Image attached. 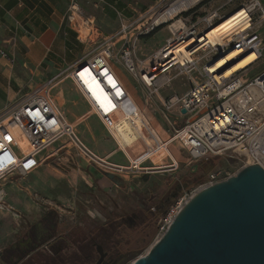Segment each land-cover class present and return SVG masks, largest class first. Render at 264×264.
Returning <instances> with one entry per match:
<instances>
[{"label":"built area","instance_id":"built-area-1","mask_svg":"<svg viewBox=\"0 0 264 264\" xmlns=\"http://www.w3.org/2000/svg\"><path fill=\"white\" fill-rule=\"evenodd\" d=\"M173 1L176 0H158L156 5L161 6L159 8L161 11ZM203 1H194L184 11H189ZM227 2L232 3L234 0ZM239 2L241 5L234 11L240 9L245 11L246 19L250 22L249 28L243 31L241 37L235 34L230 43L217 49L216 56L205 62L203 67L198 65L196 52L193 53L192 59L181 61L174 51L175 41L185 40L186 30L179 33L170 30L171 37L167 38L160 48L145 61L139 59L138 41L155 31L160 23L158 24L153 16L149 18L147 24H141L138 19L122 18V25L118 31V35L123 39L119 50L120 56L114 53V43L105 41L98 49L90 52L85 60L73 63L53 79L35 84L19 101L0 115V180L14 172L27 176L41 164L38 158L47 146L63 139L76 148L77 156L116 176L176 172L181 159L172 153L169 147L174 142L187 150L191 159L195 161L207 160L211 156L223 155L229 151H239L243 155L242 167L258 163L264 168V70L251 78L246 77L247 69L263 57L264 36L260 33V28L264 25V5L260 0ZM224 6L225 3L221 4V7ZM71 9L68 21L75 29L78 39L93 42L91 36L95 34V19L79 8L77 2L71 4ZM212 16L213 20L225 18L220 8ZM141 18L142 16L139 19ZM190 32L194 37H199L196 28ZM229 49L240 50L235 59L252 51L257 52L258 57L249 67L224 76L219 72L220 69L213 71L210 64L220 52L225 54ZM115 57L121 60L134 79L144 84L147 89L145 101L151 105L158 97L160 89L172 82L174 72H184L192 78V71L199 69L201 74L199 79L192 78L193 84L187 92L181 95L176 93L160 100L161 111L173 126L172 136L167 140H161L148 120L146 127L152 134L154 142L145 144L146 148L138 153H131L133 146L128 151L124 149L113 133L114 127L122 120L134 121V117L139 115L147 120L145 112L133 96L136 91L131 89L130 82L122 78L112 63ZM86 67L90 68L93 77L102 87V95L98 96L100 101L93 97L84 82L87 76L82 73ZM65 73L82 97L89 102L91 113L100 118L113 139L121 146L128 157L129 165L114 163L107 156L102 157L96 153L82 140L76 124L71 123L60 109L51 91ZM182 109L187 112L184 113ZM180 122L183 124L180 125ZM224 179L226 177L222 171L213 170L202 187ZM188 199L180 198L160 220L159 230L162 233H165Z\"/></svg>","mask_w":264,"mask_h":264},{"label":"rangeland","instance_id":"rangeland-1","mask_svg":"<svg viewBox=\"0 0 264 264\" xmlns=\"http://www.w3.org/2000/svg\"><path fill=\"white\" fill-rule=\"evenodd\" d=\"M227 1L228 0H204L202 4L189 9V11H183V13L178 14L172 20L170 19V22L160 24L151 34L140 38L138 41L137 57L145 61L156 49L163 45L166 38L171 37L170 25L173 23L172 27L176 28L184 27L185 23L187 31L196 28L197 35L201 36L209 28L207 20H205L209 15L215 14L220 8L222 16L227 17L241 5V2H239L240 0H234L232 3H228ZM260 1L264 5V0ZM73 2H77L79 8L85 10L87 14L92 15L95 19V34L91 36L93 42L89 40L80 42L81 46L87 48L86 53L88 52L90 54V52L98 49L105 41H109L114 43V53L118 56L121 55L119 50L123 42V39L118 35L121 26V18L129 20L138 19L141 24H147L149 18L152 16L154 19L156 18L157 14H159V8L161 7L156 5L158 2L154 3L149 0H69V2H63V5H65L64 22L68 24L70 28H72V26L68 21V17L71 13V4ZM224 3L226 6L221 7V4ZM141 16L142 18L139 19ZM220 19L221 18H215L214 23H219ZM72 30L75 31L73 28ZM260 33L264 36V25L260 28ZM75 35H77V33ZM210 48H205V51H201L200 49V52L195 54V58L198 59L199 67H203L205 62L216 56V50ZM112 63L115 68L118 69L122 78L130 82L131 89L136 91L133 96L139 102L141 109L147 116V120H149L151 125L155 128L161 140L169 139L174 130L169 120L166 119L164 112L161 111L162 105L160 100L167 99L176 93L181 95L187 92L193 84L192 78H200L201 74L199 69L192 71V78L184 72H174L172 75V82L160 89L158 97L155 98L151 105L145 101L147 89L144 84L140 80L134 79L118 58H113ZM248 69L246 75L248 78L264 70V50L262 59L251 65ZM59 79L57 85L65 87L67 90L65 96H70L71 99L74 98L78 101L72 109H80L85 112L88 109V103L80 97L81 95L79 96L74 84L70 83L69 79L66 77V73ZM89 89L93 97L99 99L96 91L90 86ZM65 112V114H67L66 110ZM67 116H69V114H67ZM170 119L173 120L171 117ZM69 120L71 121V119ZM135 120L140 121L144 127L147 126V121L140 115L134 117V121ZM123 124L131 133L133 131L132 129L137 127H134V122L129 120H123ZM182 124L183 123L180 122V125ZM80 125L81 124H79L77 128L79 129L82 140L95 150V147H93L89 139H87L86 134L83 135ZM146 129L148 130L147 127ZM148 134L149 142L151 143L153 136L149 130ZM63 141L64 140L58 141L56 144L60 146V143ZM65 144L68 143L66 142ZM118 146L119 145H117V147ZM111 147H116V145L112 143ZM169 147L172 153H178V148L180 151L178 157L181 159V163L176 172H150L149 174L141 175H119V184H116L110 179L108 173L97 168L92 163L85 161L76 154L74 159H71V157L67 155L68 161H66L65 164L64 160L61 159L63 150H71L72 155H74V152L76 153V148L70 145L69 147H65V149H61L58 153V155L61 156L56 161V166L58 169L62 170L67 177L69 171H72L74 175L70 178V191H66L67 199L65 203L56 202L55 204H45L44 212H47L49 209L51 213L46 214L45 212L44 214L46 215L42 214L34 218H40L44 215L45 217L51 216L52 219H54L57 226L53 233L55 234L53 237L56 239L53 245H55L56 248L63 246V244L64 246L68 245L63 254L71 255L77 253L79 257H87L88 255L91 256V258L95 255L93 242L96 238L99 239V229L106 224L107 219L114 220L120 219V217L136 219L135 223L132 225H123L121 237H119L121 239V244L118 250L122 255L118 264H132L137 257L145 255L151 248V245L164 234L159 230L160 220L162 218L156 220V216L159 214V209H161L159 206H161L165 197L168 196L171 191H174L177 185L182 184L183 187L177 196L170 200V203L174 206L179 202L180 198L186 197L188 199L195 190H199L202 187V184L206 181L203 183L197 182L200 176H202V178H204L205 175L206 177L208 176L207 171L203 169L206 167L201 166L198 169L197 163L199 161L192 160L187 150L183 149L179 143L174 142L170 144ZM53 148L55 149V145L45 149L44 152ZM145 148V144L136 145L133 146L130 151L133 154L143 151ZM242 156L243 155L239 151H229L226 154L215 156L216 159L213 169L222 171L226 178L233 176L237 174L242 167ZM45 162H48V160ZM123 165H129V163ZM27 224L28 222H25V224L20 227L12 241L26 236L30 228ZM51 242H46V245L49 246ZM45 249H48V247ZM43 250L39 251L41 252L40 255L37 253L33 254L29 260L43 264L47 259H51L52 254L47 250ZM8 252L9 251L0 254V264H8ZM88 259H90V257H88Z\"/></svg>","mask_w":264,"mask_h":264},{"label":"crops","instance_id":"crops-1","mask_svg":"<svg viewBox=\"0 0 264 264\" xmlns=\"http://www.w3.org/2000/svg\"><path fill=\"white\" fill-rule=\"evenodd\" d=\"M63 2L69 0H0V115L19 101L35 84L53 79L73 63L88 58L87 48L81 46V40L75 35V31L64 22ZM122 21L121 18L120 23ZM69 81L72 83L70 79ZM54 88L51 94L60 109L64 114L65 110L67 111V119H71L69 121L75 123L76 128L81 124L83 135L86 134L89 142L95 147L94 151L100 156H107L117 164H127L129 160L121 146L128 151L132 146L150 143L148 130L140 121H133L134 127L138 128L132 129L131 133L122 120L113 129L117 141L121 144L117 147L119 144L115 143L100 118L91 113L89 102L77 89L79 96L88 103L85 112L72 109L78 101L65 96L67 90L64 86L57 85L53 92ZM63 140L64 143L61 142L60 146L54 144L55 149L43 151L38 158L41 164L27 176L14 172L0 180V254L7 252L16 243L18 239L12 240L25 222H28L30 228L39 224L40 230H47L43 226L42 218L51 212L48 209L44 214L45 204L65 203L66 191H70V178L74 175L72 171L67 170V177L56 166V161L61 156L58 155L59 151L70 146ZM151 141L154 142L153 139ZM111 142L116 147H111ZM177 151L178 153H174L176 156L180 153L179 148ZM62 153L61 159L65 164L68 156L74 159L75 154L77 155L75 152L72 155L71 150H63ZM46 160L48 162H45ZM42 214V217L34 218Z\"/></svg>","mask_w":264,"mask_h":264},{"label":"water","instance_id":"water-1","mask_svg":"<svg viewBox=\"0 0 264 264\" xmlns=\"http://www.w3.org/2000/svg\"><path fill=\"white\" fill-rule=\"evenodd\" d=\"M108 177L119 183L115 174ZM175 216L132 264H264V168L258 163L202 187Z\"/></svg>","mask_w":264,"mask_h":264},{"label":"bare ground","instance_id":"bare-ground-1","mask_svg":"<svg viewBox=\"0 0 264 264\" xmlns=\"http://www.w3.org/2000/svg\"><path fill=\"white\" fill-rule=\"evenodd\" d=\"M194 1L196 0L173 1L172 4H169L164 9H162L161 12L159 11V14L156 16V22H158V24L170 22V19H174V17H176L180 12L188 9L189 5ZM213 18L214 17L212 15H209L206 18L207 24L210 25V27L199 37H194L192 32L187 31L185 23L184 27L181 28L172 27L174 23L170 25V30L173 33H179L182 30H186L187 32L185 35V40H176L174 43V51L181 61L185 59H192L193 53H199L200 49L201 51H205V48L207 49L210 47L212 50L220 49L222 46L230 43L234 39L235 34H238L237 36L241 37L243 35V31L249 28L250 25L249 20L246 19L247 15L245 11L241 9L234 11L233 14L223 18L219 21V23L216 24L214 23ZM238 53H240V50L238 49H229L225 54L218 57L215 59V61H213V63L210 64L211 69L213 71L220 69L219 72H221L224 76H229L236 70L249 67L250 63L258 57V53L252 51L250 54L240 57V59L236 60L235 56H237ZM234 59L235 61L231 65L227 66L228 63H231ZM85 69V72L82 74L87 76L84 78L87 88L89 89V86L92 87L96 91L97 95L99 96L100 94L101 97L102 87H100V84L97 83V80L93 77L90 68L86 67ZM156 135L159 137L157 132ZM54 144L55 143L48 145L47 148L53 146Z\"/></svg>","mask_w":264,"mask_h":264},{"label":"flooded vegetation","instance_id":"flooded-vegetation-1","mask_svg":"<svg viewBox=\"0 0 264 264\" xmlns=\"http://www.w3.org/2000/svg\"><path fill=\"white\" fill-rule=\"evenodd\" d=\"M123 218L125 217L114 220L107 219L106 224L100 227L99 239L96 238L93 242L95 255L91 258V256L88 255L87 257H79L77 253L71 255L63 254L68 245L64 246L63 244V246L56 248L55 245H53L56 240L53 237L55 235L53 233L55 232L57 224L51 216L45 217L42 223L47 230H40L39 224H35L31 227L25 237L19 238L16 243L7 250L9 251V259L7 262L8 264H39L40 262L30 261V257L35 253L40 255L41 252L39 251L48 247L49 250L45 249L43 251L47 250L50 252L52 258L50 257L51 259H47L44 262L42 261L43 264H118L122 255L118 249L121 244V239L119 237H121L123 225H132L136 220L133 219V222H124ZM46 242L51 243L48 246ZM88 257H90V259H88Z\"/></svg>","mask_w":264,"mask_h":264},{"label":"trees","instance_id":"trees-1","mask_svg":"<svg viewBox=\"0 0 264 264\" xmlns=\"http://www.w3.org/2000/svg\"><path fill=\"white\" fill-rule=\"evenodd\" d=\"M215 159H216L215 156H211L207 160H200L197 163V168L199 169L201 166L202 167H206V168H203V169H205L207 171V173H208L207 175H209V173L214 170L213 167H214ZM212 162H213V164H212ZM207 178H208V176L206 177V175H205L204 178H202V176H200L198 178L197 182L203 183V182H205L207 180ZM182 187H183L182 184L177 185L175 190L171 191V193H169V195L165 197V199L163 200L161 206H159V208H161V209H159V214L156 216V220L157 219L160 220L161 218L165 217V214L169 211L170 207L172 206V203H170V200L172 198H175V196H177V194L179 193V191L181 190ZM157 228H158V226H157Z\"/></svg>","mask_w":264,"mask_h":264}]
</instances>
